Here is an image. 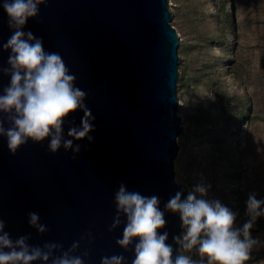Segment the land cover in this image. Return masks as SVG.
I'll return each instance as SVG.
<instances>
[{
	"label": "water",
	"instance_id": "obj_1",
	"mask_svg": "<svg viewBox=\"0 0 264 264\" xmlns=\"http://www.w3.org/2000/svg\"><path fill=\"white\" fill-rule=\"evenodd\" d=\"M39 9L24 30L42 38L45 51L59 53L76 77L75 87L87 93L84 103L95 117L93 140H74L80 151L71 159L72 151L63 147L49 152L48 138L29 140L12 155L7 138L0 136L4 230L13 240L30 234V245L55 242L63 250L90 231L92 244L82 241L74 253L88 248L85 264L120 254L131 264L132 248L125 252L115 243L124 224L108 231L114 193L123 183L128 191L160 199L167 221L160 232H168L166 243L175 256L179 246L172 237L183 229L179 214L164 205L177 191L184 199L190 190L178 174V135L184 131L178 113L179 38L168 0H48ZM12 31L0 7V45ZM9 52L0 50V67H9ZM9 82L10 76L0 74V94ZM82 116L78 110L66 118V139H72L68 129L80 127ZM29 212L39 214L46 233L29 226Z\"/></svg>",
	"mask_w": 264,
	"mask_h": 264
},
{
	"label": "clouds",
	"instance_id": "obj_2",
	"mask_svg": "<svg viewBox=\"0 0 264 264\" xmlns=\"http://www.w3.org/2000/svg\"><path fill=\"white\" fill-rule=\"evenodd\" d=\"M48 0H2L0 7L8 17V27L12 35L0 45V50L8 51L7 64L0 67V74L10 76V82L0 94V136L7 138L10 154L29 140L41 143L49 139L48 151L56 153L61 147L73 156L80 151L74 140L93 137L92 121L95 117L85 105L87 93L75 87L76 77L61 55L47 52L43 40L24 27L30 18L39 15V5H47ZM83 111L80 127L71 126L64 137L63 125L66 118L76 111ZM5 123L9 126L6 128ZM199 194V198L197 197ZM206 186L200 184L181 199L182 190L177 191L164 205L165 210L178 213L183 232L173 236L179 246L174 256L172 245L166 243L168 232H160L167 221L159 207L156 195L144 196L136 191H128L123 183L114 193L115 215L108 231L112 232L124 224L122 238L115 243L125 252L132 248L134 258L131 264H246L258 241L251 238L250 229L258 217L264 216V199H256L251 193L246 201V214L250 219L242 228H236V213L219 200L207 198ZM29 226L38 234L48 231L40 223L38 213H28ZM124 218L123 220L121 218ZM5 221L0 218V264H85L89 256L86 248L80 255H74L82 241L91 245L94 237L85 232L80 241L73 242L67 250L55 242H45L42 246L30 245L29 235L13 240L4 230ZM87 238V239H86ZM7 249V251L5 250ZM198 256L193 259L185 252ZM56 253H59L58 255ZM100 264H126L124 255L102 256Z\"/></svg>",
	"mask_w": 264,
	"mask_h": 264
},
{
	"label": "rangeland",
	"instance_id": "obj_3",
	"mask_svg": "<svg viewBox=\"0 0 264 264\" xmlns=\"http://www.w3.org/2000/svg\"><path fill=\"white\" fill-rule=\"evenodd\" d=\"M168 6L179 38V181L190 191L206 186L207 198L235 212L242 228L248 196L264 199V0ZM250 235L258 243L246 264H264V216Z\"/></svg>",
	"mask_w": 264,
	"mask_h": 264
}]
</instances>
